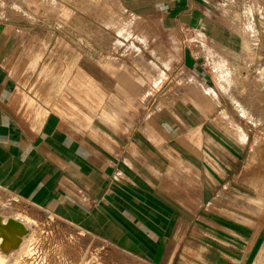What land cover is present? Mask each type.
Segmentation results:
<instances>
[{
    "label": "rangeland",
    "instance_id": "obj_1",
    "mask_svg": "<svg viewBox=\"0 0 264 264\" xmlns=\"http://www.w3.org/2000/svg\"><path fill=\"white\" fill-rule=\"evenodd\" d=\"M126 3L0 0L4 62L32 103L87 133L97 127L139 133L138 145L147 133L141 130L149 129L151 140L164 127L166 159L181 162L182 177L193 176L194 163L208 167L211 122L222 138L236 137L228 112L245 128L241 139L254 128L264 134V23H252L251 9L214 29L238 39L214 46L210 67L218 87L210 88L208 39L188 38L180 25ZM181 180L182 187L190 182ZM0 202L4 216L20 213L33 224L25 251L7 264H153L3 187ZM201 237L208 241V232Z\"/></svg>",
    "mask_w": 264,
    "mask_h": 264
},
{
    "label": "crops",
    "instance_id": "obj_2",
    "mask_svg": "<svg viewBox=\"0 0 264 264\" xmlns=\"http://www.w3.org/2000/svg\"><path fill=\"white\" fill-rule=\"evenodd\" d=\"M126 2H135L140 15L155 12L180 25L188 38L208 39L210 88L218 87L210 67L214 46L238 39L215 31L217 25L236 23L235 11L244 16L248 9L252 23H264V0ZM3 57L0 38V187L153 264H264L262 132L254 128L241 139L245 128L228 112L236 137L222 138L211 122L208 167L194 163L193 176L182 177L181 162L166 159L164 127L151 140L149 129L141 130L147 133L139 145L133 139L139 133L75 129L32 103ZM182 178L190 181L184 187Z\"/></svg>",
    "mask_w": 264,
    "mask_h": 264
},
{
    "label": "bare ground",
    "instance_id": "obj_3",
    "mask_svg": "<svg viewBox=\"0 0 264 264\" xmlns=\"http://www.w3.org/2000/svg\"><path fill=\"white\" fill-rule=\"evenodd\" d=\"M5 207V204L0 202V262L3 264L9 263L11 256L18 257L19 253L25 251L26 244L32 235L33 225L30 217L27 218L20 213L4 216Z\"/></svg>",
    "mask_w": 264,
    "mask_h": 264
}]
</instances>
